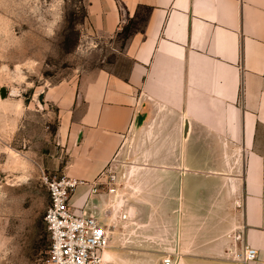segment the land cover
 Here are the masks:
<instances>
[{
    "label": "crops",
    "instance_id": "0c3cea01",
    "mask_svg": "<svg viewBox=\"0 0 264 264\" xmlns=\"http://www.w3.org/2000/svg\"><path fill=\"white\" fill-rule=\"evenodd\" d=\"M140 8L151 12L126 42L127 75L83 81L84 111L74 104L61 123L65 176L83 183L82 205L109 207L92 188L134 133V234L162 240L150 261L242 264L248 245L249 264H264V0H89L96 37Z\"/></svg>",
    "mask_w": 264,
    "mask_h": 264
},
{
    "label": "rangeland",
    "instance_id": "374dc122",
    "mask_svg": "<svg viewBox=\"0 0 264 264\" xmlns=\"http://www.w3.org/2000/svg\"><path fill=\"white\" fill-rule=\"evenodd\" d=\"M88 6L89 0H0V264H47V181L65 177L72 155L61 123L74 104L76 117L84 111L83 81L100 70L126 76L132 65L122 36L96 37ZM133 171L134 133L95 193L113 197L112 205L94 199L88 208L78 188L73 210L102 221L115 264H161L149 255L162 257V240L134 234L141 226L134 224Z\"/></svg>",
    "mask_w": 264,
    "mask_h": 264
},
{
    "label": "built area",
    "instance_id": "2783aa9c",
    "mask_svg": "<svg viewBox=\"0 0 264 264\" xmlns=\"http://www.w3.org/2000/svg\"><path fill=\"white\" fill-rule=\"evenodd\" d=\"M82 182L64 177L47 181L51 203L45 221L50 234L47 264H115L106 258L110 250L111 236L102 221L86 211L73 210V200ZM100 184L94 183L92 193ZM258 251L245 245L237 260L249 264L258 259ZM162 264H175L171 256H165Z\"/></svg>",
    "mask_w": 264,
    "mask_h": 264
},
{
    "label": "trees",
    "instance_id": "16d2710c",
    "mask_svg": "<svg viewBox=\"0 0 264 264\" xmlns=\"http://www.w3.org/2000/svg\"><path fill=\"white\" fill-rule=\"evenodd\" d=\"M140 10L146 11L145 16H140L139 12L136 14V16L133 19H130L126 25L122 28V30L118 33L119 36L123 37L124 45H126V42L130 39V37L134 33L143 32L144 28L146 26V23L148 21L149 14L151 12V9L149 8H140ZM137 21L142 23V28L139 29L137 26ZM48 252V251H47Z\"/></svg>",
    "mask_w": 264,
    "mask_h": 264
},
{
    "label": "bare ground",
    "instance_id": "6f19581e",
    "mask_svg": "<svg viewBox=\"0 0 264 264\" xmlns=\"http://www.w3.org/2000/svg\"><path fill=\"white\" fill-rule=\"evenodd\" d=\"M105 256H106V258H111V257L109 256V252H106Z\"/></svg>",
    "mask_w": 264,
    "mask_h": 264
},
{
    "label": "water",
    "instance_id": "95a60500",
    "mask_svg": "<svg viewBox=\"0 0 264 264\" xmlns=\"http://www.w3.org/2000/svg\"><path fill=\"white\" fill-rule=\"evenodd\" d=\"M5 96H6V93L3 91L2 97L5 98Z\"/></svg>",
    "mask_w": 264,
    "mask_h": 264
}]
</instances>
